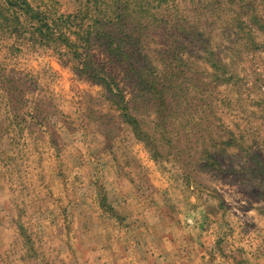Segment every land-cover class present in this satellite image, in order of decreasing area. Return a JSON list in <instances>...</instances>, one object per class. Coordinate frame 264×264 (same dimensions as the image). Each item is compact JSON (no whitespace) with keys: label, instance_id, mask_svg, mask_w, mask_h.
<instances>
[{"label":"rangeland","instance_id":"1","mask_svg":"<svg viewBox=\"0 0 264 264\" xmlns=\"http://www.w3.org/2000/svg\"><path fill=\"white\" fill-rule=\"evenodd\" d=\"M28 1L76 25L0 24V264H264V0H142L129 74L108 0Z\"/></svg>","mask_w":264,"mask_h":264},{"label":"trees","instance_id":"2","mask_svg":"<svg viewBox=\"0 0 264 264\" xmlns=\"http://www.w3.org/2000/svg\"><path fill=\"white\" fill-rule=\"evenodd\" d=\"M127 1L130 2V0ZM107 2L110 5H108V8H103L98 12L94 18V22L91 23V27L94 28V30L101 29L96 33L100 32L102 34L100 38H102L101 41L104 42L103 44L107 50L112 51L114 55L118 52H120L121 55L123 54L122 56H124V58L117 60V62L120 63L127 71V74H129L132 71V69L129 68L131 63L126 61V58L130 57L119 44V41L123 40H116V32H105L109 29L112 30L113 26L117 24H123V27L129 25L137 17L138 13L145 12L144 7H146V5L142 3V0L133 1L136 7H115L116 4L120 2L119 0H108ZM164 2V0H159L158 4L161 5ZM146 3L148 2L146 1ZM47 12V10H43L40 7H33L28 0H0V24L6 27L8 32L21 31L23 34H29L32 39L36 37L37 39L40 38L41 42L44 41L49 43H53L59 39H65L66 31H69L76 25L75 21L71 18V15H59L55 18L51 17ZM75 50L77 51V49ZM111 61L115 63V59H111ZM88 68H92V71H89ZM83 69L87 70L86 72L89 77L98 80L111 90L115 89L117 93L114 94L118 104L124 109L126 108L124 106V104H126L125 93L110 71L105 69L102 70L100 67H90L88 64H86V66L84 65ZM129 114L130 113H128V116L132 117ZM134 125L137 129L139 124L134 123Z\"/></svg>","mask_w":264,"mask_h":264}]
</instances>
